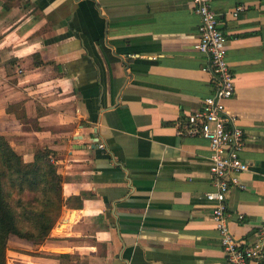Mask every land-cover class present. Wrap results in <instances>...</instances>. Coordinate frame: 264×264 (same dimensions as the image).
<instances>
[{"label":"crops","instance_id":"0c3cea01","mask_svg":"<svg viewBox=\"0 0 264 264\" xmlns=\"http://www.w3.org/2000/svg\"><path fill=\"white\" fill-rule=\"evenodd\" d=\"M212 6L249 163L227 227L264 242V0ZM199 23L189 0H0V135L27 162L50 149L64 198L43 240L8 236L7 262L228 264L205 197L208 141L178 133L213 91Z\"/></svg>","mask_w":264,"mask_h":264},{"label":"built area","instance_id":"2783aa9c","mask_svg":"<svg viewBox=\"0 0 264 264\" xmlns=\"http://www.w3.org/2000/svg\"><path fill=\"white\" fill-rule=\"evenodd\" d=\"M200 16L195 47L204 55L202 68L212 77L213 91L202 98L195 109L188 112L179 123L181 135L201 136L210 147L209 178L213 185L205 197L213 202L211 216L220 233V240L228 264H260L264 260V242L246 241L234 236L227 227L226 194L232 185L240 184L239 175L249 163L241 156L246 137L236 116L227 108L225 100L235 92L234 75L227 61V38L220 27L221 20L212 6V0H189ZM244 9L238 4L234 16ZM104 147V143H99ZM242 217V214H239ZM264 234V226L260 232Z\"/></svg>","mask_w":264,"mask_h":264},{"label":"trees","instance_id":"16d2710c","mask_svg":"<svg viewBox=\"0 0 264 264\" xmlns=\"http://www.w3.org/2000/svg\"><path fill=\"white\" fill-rule=\"evenodd\" d=\"M63 203L62 175L51 150L39 148L34 160L27 162L0 135V264H7L10 234L43 240Z\"/></svg>","mask_w":264,"mask_h":264},{"label":"rangeland","instance_id":"374dc122","mask_svg":"<svg viewBox=\"0 0 264 264\" xmlns=\"http://www.w3.org/2000/svg\"><path fill=\"white\" fill-rule=\"evenodd\" d=\"M27 1L30 2L31 0H27ZM11 258H12V257H11V255H10V256H9V262H7V264H14V263H13L14 261H13Z\"/></svg>","mask_w":264,"mask_h":264}]
</instances>
